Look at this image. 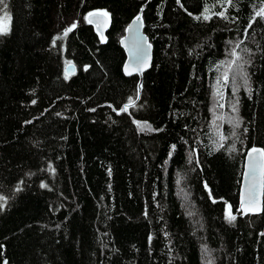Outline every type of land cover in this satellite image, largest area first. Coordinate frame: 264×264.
<instances>
[{
	"label": "trees",
	"instance_id": "trees-1",
	"mask_svg": "<svg viewBox=\"0 0 264 264\" xmlns=\"http://www.w3.org/2000/svg\"><path fill=\"white\" fill-rule=\"evenodd\" d=\"M5 4L0 264H264V193L237 202L264 150V0ZM137 16L151 65L124 75Z\"/></svg>",
	"mask_w": 264,
	"mask_h": 264
},
{
	"label": "water",
	"instance_id": "water-1",
	"mask_svg": "<svg viewBox=\"0 0 264 264\" xmlns=\"http://www.w3.org/2000/svg\"><path fill=\"white\" fill-rule=\"evenodd\" d=\"M92 15H88V20L99 32L103 35L105 27L109 21L108 16L103 12H92ZM120 43L125 50L126 60L123 62V72L124 75H139L143 74L151 65L152 60V45L148 40V37L144 34L143 23L140 18L139 21L136 20V17L133 18L128 25L124 35L120 40ZM67 74H72L74 72V66L68 64L66 67ZM256 148L264 151L259 146H254L247 148L243 162V169L240 181L239 189V198H238V211H240L241 216L248 214H258L263 210V193H264V169H258L255 175L252 172V161L264 160V157H261L259 153L253 152L252 155H249L251 149ZM255 186L254 191L256 195V203L253 206L245 204L242 207V200H247L248 193L250 189ZM258 208L259 210H250V208Z\"/></svg>",
	"mask_w": 264,
	"mask_h": 264
},
{
	"label": "snow or ice",
	"instance_id": "snow-or-ice-1",
	"mask_svg": "<svg viewBox=\"0 0 264 264\" xmlns=\"http://www.w3.org/2000/svg\"><path fill=\"white\" fill-rule=\"evenodd\" d=\"M177 2L179 3V0H177ZM228 3H231V0H227ZM0 5H4L6 7V4H5V0H0ZM209 10L208 9H205V14L203 16V18L205 20L207 19H210V16L207 15L206 13L208 12ZM220 16H224V13L223 12H220L218 13ZM89 15H92L91 13ZM256 17H264V8H260L257 12H256V15L252 18L253 20H255ZM7 14L5 13V16L4 17H0V25H2V22L4 19H7ZM136 20L139 21L140 20V17L137 16L136 17ZM251 26V24L249 25ZM72 27L74 28L75 27V24L72 25ZM7 31L6 28H4L3 26H0V32H5ZM68 31H71V28L67 29L66 32H65V35L67 34ZM239 45H237L238 47ZM232 55H236L235 51H233ZM239 58V57H237ZM67 78V77H66ZM224 79L227 80V73L224 74ZM245 83H247V80L245 78ZM133 103V101L130 99L129 100V104L128 105H125L123 109H121V111H127V108ZM253 152H257L260 154L261 157H264V151L260 150V149H256V148H253L250 150L249 152V155L251 156ZM251 168H252V172H253V175H255V173L257 172L258 169H264V160H256V159H253L252 161V165H251ZM254 188L255 186H253L252 189H250L249 193H248V198L247 200H242V207L247 204L249 206H253L255 205L256 203V195H255V191H254ZM0 199H2V197H0ZM250 210H259L258 208H250ZM226 218L229 219V221H232V220H235V216H232L230 213H226Z\"/></svg>",
	"mask_w": 264,
	"mask_h": 264
},
{
	"label": "rangeland",
	"instance_id": "rangeland-1",
	"mask_svg": "<svg viewBox=\"0 0 264 264\" xmlns=\"http://www.w3.org/2000/svg\"><path fill=\"white\" fill-rule=\"evenodd\" d=\"M70 75V74H69Z\"/></svg>",
	"mask_w": 264,
	"mask_h": 264
}]
</instances>
